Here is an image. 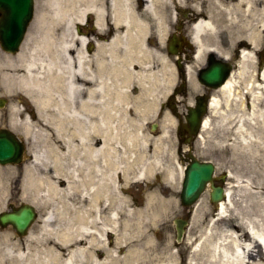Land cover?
Segmentation results:
<instances>
[{"label": "bare ground", "instance_id": "6f19581e", "mask_svg": "<svg viewBox=\"0 0 264 264\" xmlns=\"http://www.w3.org/2000/svg\"><path fill=\"white\" fill-rule=\"evenodd\" d=\"M223 1L207 0L205 17L197 18L191 31L198 57L206 49L227 56L216 34L230 20L239 25L244 19L245 34L231 41L242 47L237 69L214 94V121L207 117L203 124L204 131L217 130L209 145L223 153L226 196L215 208L203 202L206 196L195 205L192 223L201 213L204 220L188 242V263L264 264V0ZM156 2L148 0L147 9L155 15L163 41L167 26ZM47 3L49 9L39 12L28 35L21 54L24 74L18 78L28 85L38 117L63 140L60 151L53 146L33 150V163L50 165L53 171L35 177L27 169L30 181L24 182V188L39 191L52 206L41 216L39 230L33 227L24 242H12L9 232L0 236V264H181L173 243L157 241L148 228L168 217L184 166L173 152L168 154L166 126L154 140L137 128L150 110L139 101L155 92L159 80L165 83L158 76L166 82L172 78L170 63L148 72V26L136 13L134 0H109L117 28L108 43L75 31L93 15L95 29L106 34L108 0ZM91 39L96 41L93 53L87 50ZM160 60L168 62L164 55ZM4 77L11 84L12 75L5 72ZM134 84L140 87L136 96ZM14 123L31 130L28 116L22 122L16 116ZM158 173L163 179L148 194L146 206H133L121 174L125 181L145 182Z\"/></svg>", "mask_w": 264, "mask_h": 264}, {"label": "flooded vegetation", "instance_id": "af4514ba", "mask_svg": "<svg viewBox=\"0 0 264 264\" xmlns=\"http://www.w3.org/2000/svg\"><path fill=\"white\" fill-rule=\"evenodd\" d=\"M147 1L134 0V7L138 16L144 19L148 26V34L145 38L147 50L145 59L151 62L150 65L154 71L160 69L158 63L160 55H164L171 63L174 79L172 87L164 99L162 110L164 114L168 112L173 119L174 138L179 154L183 152L186 165L190 166L193 162L192 153L197 154L198 136L192 133L188 116L192 109H196L200 105L204 108L201 118L208 114L211 100L221 88V85H216L223 83L225 77L232 75L237 69L239 47L232 45L228 34L220 33L216 38L217 43L221 48L229 51V54L224 56L215 49H206L201 57H198V46L193 41L191 31L193 21L196 19V15L192 11L193 0H185L188 5L182 8L175 6L174 0H172V6L168 8L169 10L164 11L165 24L168 30L165 39L161 42L156 32L155 17L147 12ZM228 1L234 2L236 0H224L223 2ZM203 2L205 3L207 0H203ZM155 7L158 9V2L155 3ZM173 17H175V21H171ZM108 25V30H110L108 31V39H111L117 27L112 21H109ZM121 29L123 30V28ZM24 43L25 41L22 42L17 52H6L0 46V141H6L14 148V158L19 161L15 164H0V167L18 171V178L13 185L17 189H21L23 170L26 171V166L32 160L30 131H27L22 124L14 125L16 116L21 122L27 116L32 119V103L27 92L28 85H23L21 79L18 78L24 74V62L21 60ZM214 69L218 70V75L215 76L213 83L209 84L205 81V76L207 73L213 72ZM5 72L12 75L11 84L4 77ZM16 108L18 111H15ZM220 179L223 180L222 176ZM216 181H219V177ZM3 202L7 211H14L15 207L24 204V200L16 196H11ZM2 229L4 227L0 228V232Z\"/></svg>", "mask_w": 264, "mask_h": 264}, {"label": "rangeland", "instance_id": "374dc122", "mask_svg": "<svg viewBox=\"0 0 264 264\" xmlns=\"http://www.w3.org/2000/svg\"><path fill=\"white\" fill-rule=\"evenodd\" d=\"M180 1L181 2L179 3L181 5H184V6L188 5V4H185V0H180ZM168 2L169 0H162V6H165ZM195 3H198V1H195ZM44 9H49V4L47 3V0H36V18L39 12ZM111 9L109 12L107 11V21H106V26H105L106 34L105 33L100 34L97 31V29L96 30L93 29L92 25L95 23V18L93 15L89 16L91 20L89 24L81 26L82 33L87 34L85 36H87L88 38L91 36L90 38H95V40L97 39V41L108 43V19L111 20V17L114 14L113 8ZM242 17L244 16H241V18ZM228 22L229 21H227V23ZM230 22L231 23L228 24L226 29H229L231 32H233L234 33L233 36L237 34L238 35L245 34L246 31H242L244 27L243 26L244 19L243 21L240 22L239 25L235 24L236 22L234 21L232 22V20H230ZM32 30L34 31V29H32V26H31L30 31ZM75 30L77 33V29ZM237 31L239 33H237ZM94 46H92V48L94 50L95 49L97 50V48H95L96 46L95 47ZM160 62H161V68L163 67L165 68L167 66L168 62H163V61H160ZM161 73H163V70L161 71ZM134 87H135V84L134 86H132L131 89H134ZM154 90L155 92L148 94V96L144 99V101H139V106L145 105L150 110L146 114L144 121H141L138 124L137 128L144 135L149 136L154 140L162 134V131L158 129H156V131H151L150 125L153 122L160 121L161 124L163 126H166L168 130V136L165 137V140H166V146L168 149V154L171 155L172 152L174 153L176 151L175 140H174V136L172 135L173 132L170 130L171 125L169 124V120L163 117L161 113L157 114L158 105L160 104V102L163 100V97L165 96V95L163 96V92H164L163 84L160 83V80H159V90L157 87ZM131 92L133 96L138 95L137 93H133V91ZM129 114L132 118H135L136 117L135 109L131 108ZM209 117H211L212 121H214L213 115L209 114ZM133 127H136V126L132 124L131 128L133 129ZM30 128L31 130H30L29 135H31V142H32L33 150H36L37 152H42L48 146L55 147L56 151L61 150V144L63 143V140L61 139L56 129L53 128L52 124H45V122L40 117H38L37 107H35L33 102H32V120H31ZM32 130H34L37 133L33 135ZM212 131L215 133L213 134L208 131H203L202 137L200 138L199 151H201L204 158L209 157V158H213V160H217V162L221 166L218 169V173L219 175H222V172L224 171V168H223V164H224L223 157L224 156L220 150H217L209 145L212 141V135L213 136L217 135V130L215 127L213 128ZM147 151H148V154L150 155L154 153L153 142L149 144V149ZM30 164L31 165L26 166V171L27 169H31L35 177H37L38 175H46V174L49 175L53 171V168L50 165L44 166L39 163H33V161ZM133 172H135V169ZM23 173L24 174L21 180L22 184L20 185L21 189H17L13 187V185L14 183H16V179L18 178V171L10 170L9 168L2 169V167H0V196L6 197V199L10 198L11 196H16V197H21L24 201H32L33 203H35L36 208L38 209V212H39V217H38V220L33 225L34 228L33 227L32 228L34 232H37L40 228V227L38 228V226L41 224V216L47 209H50L52 205L46 202V198L43 197L42 193H39V191L34 192L30 189V187L23 188L24 182L26 183L30 181L29 176H25L24 170H23ZM121 177H122L121 184H124L126 187H130L128 189V197L130 199V203L137 208H142L146 206L148 194L151 193L156 186L160 185L163 179V176L161 175V173H158L155 176H152L145 182H140V181L137 182L136 180L132 178H129V181L127 180L128 181L127 182L124 179L125 175L121 174ZM56 181L58 184L64 185V182L61 179H57ZM181 188H182V181L181 183L176 184L175 194L173 197L174 204H173L172 209L170 210L168 217L165 219H161V217H159L160 218L159 220L149 225L148 230H150V233L155 237L157 241L159 240L161 242H165L166 240H170L173 243L174 250L179 251L181 254V264H186L187 263L186 260L189 254L188 242L190 241V239H193L194 237L198 235L199 230L203 226L202 221L204 220V218H203V213H201L199 220L192 223L190 227L187 229L186 236L184 237V239L181 242L177 241V234H176L174 219L177 217L179 218L187 217L186 216L187 209L181 204V199H180ZM173 189L174 188L171 187V190ZM206 201L208 202L207 197H206V200H204L203 202L205 203ZM2 208L3 209L5 208L3 203L0 204V209ZM2 235L3 233H0V236ZM25 238L20 239L14 236V239H12V242L13 241L22 242V240L24 242ZM0 239H2V237H0Z\"/></svg>", "mask_w": 264, "mask_h": 264}, {"label": "water", "instance_id": "95a60500", "mask_svg": "<svg viewBox=\"0 0 264 264\" xmlns=\"http://www.w3.org/2000/svg\"><path fill=\"white\" fill-rule=\"evenodd\" d=\"M35 0H0V10L3 17L0 20V39L2 46L11 50L19 45L28 25L34 15ZM217 69L213 70L215 73ZM205 76L210 81L209 73ZM199 115V114H197ZM196 120L195 114H192L190 121ZM15 155V150L6 141H0V162L11 161ZM214 165L212 163H201L194 161L192 167L186 170V176L183 183L181 200L183 205H190L198 199L206 183L212 179ZM222 188L214 187L212 198L215 201L222 197ZM35 212L32 207H25L17 213H6L0 217L2 223L12 222L15 224L18 232L24 235L28 225L34 219ZM177 228V239L182 240L184 227L187 224L185 220L175 219Z\"/></svg>", "mask_w": 264, "mask_h": 264}]
</instances>
